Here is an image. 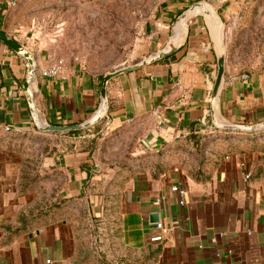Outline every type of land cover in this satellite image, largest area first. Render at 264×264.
I'll return each instance as SVG.
<instances>
[{
  "label": "crops",
  "instance_id": "0c3cea01",
  "mask_svg": "<svg viewBox=\"0 0 264 264\" xmlns=\"http://www.w3.org/2000/svg\"><path fill=\"white\" fill-rule=\"evenodd\" d=\"M194 1L162 0L156 34L167 41L172 21ZM14 10L0 0V31L8 35ZM34 64L31 91L44 120L91 118L101 102L100 76L64 65L49 78L42 72L55 63ZM28 71L27 59L0 43L2 137L36 131L23 90ZM216 72L207 29L193 18L178 53L110 83L101 125L115 139L93 148L70 138L71 146L44 160L40 173L53 177L50 202L38 193L42 186L31 192L23 183L16 150L0 151V264H85L74 219L83 209L109 230L107 257L115 264H264V135L211 127ZM222 107L234 122L264 120V70L226 72ZM175 185L186 189L184 206ZM159 234L164 240L152 242Z\"/></svg>",
  "mask_w": 264,
  "mask_h": 264
},
{
  "label": "rangeland",
  "instance_id": "374dc122",
  "mask_svg": "<svg viewBox=\"0 0 264 264\" xmlns=\"http://www.w3.org/2000/svg\"><path fill=\"white\" fill-rule=\"evenodd\" d=\"M206 1L218 11L225 24L227 73L264 70V0ZM161 2L20 0L11 16L9 36L25 45L34 60L41 58L55 64L61 61L68 66L79 65L101 77L142 61L165 44L166 40L156 34ZM101 123L80 135L69 132L37 133V128L25 136L5 138L0 135V151L16 150L23 159L19 163L25 178L23 183H27L25 186H29L31 192L42 186L38 193L44 194L45 200L50 202L49 190L53 181H48V178L53 177H44L40 173L44 160L59 149L71 146L70 138L75 137L83 147L96 148L101 139L115 137L116 132ZM228 134L258 138L264 135V131L248 135ZM74 219L81 238L82 262L115 264L114 258L107 257L109 251L105 240L109 230L101 222L102 218L93 217L87 209H83L74 214ZM113 235L116 236L117 232Z\"/></svg>",
  "mask_w": 264,
  "mask_h": 264
},
{
  "label": "water",
  "instance_id": "95a60500",
  "mask_svg": "<svg viewBox=\"0 0 264 264\" xmlns=\"http://www.w3.org/2000/svg\"><path fill=\"white\" fill-rule=\"evenodd\" d=\"M196 17H201L203 19L217 63V72L209 100L211 127L221 132L240 134H256L264 131V120L255 123L234 122L229 120L223 113L222 94L227 72V49L224 38L225 24L218 11L209 5L206 0H196L192 2L186 10L176 17L170 26V33L167 41L155 53L134 65L125 66L103 75L100 80V106L91 118L83 123L51 124L47 120H44L40 115V111L31 91V84L36 77V65L34 64L32 54L24 45L10 37L4 31H0V43L7 46L13 52L23 56L28 61L29 71L23 85V90L28 100L34 124L38 131L44 133L83 132L88 131L101 123L106 116L109 105L108 88L110 83L119 76L154 65L155 63L168 59L178 53L188 40L190 20ZM183 23L185 25L184 32L178 34L177 27ZM36 109L40 115L41 121L35 118ZM150 222L152 224L159 223L160 215L158 213L150 214Z\"/></svg>",
  "mask_w": 264,
  "mask_h": 264
},
{
  "label": "built area",
  "instance_id": "2783aa9c",
  "mask_svg": "<svg viewBox=\"0 0 264 264\" xmlns=\"http://www.w3.org/2000/svg\"><path fill=\"white\" fill-rule=\"evenodd\" d=\"M19 1L20 0H3L4 4L8 7V8H16L19 4ZM63 67H64V64L63 62H58L55 66H53L52 68L48 69V70H45L42 72V75L45 76V77H49V78H54V77H58L62 70H63ZM11 128L9 126L6 127V131H10ZM247 178H250L249 175H247ZM171 191L173 193H177L180 197V202H181V205L184 206L185 205V199H186V196H187V192H186V189L178 186V185H175V186H172L171 188ZM165 199V197H162L160 199L157 200V203H161L163 200ZM155 226L157 227V229L159 230H162L163 229V225L162 223H157L155 224ZM164 235L162 234H159L155 237H153L151 239L152 242H162L164 240Z\"/></svg>",
  "mask_w": 264,
  "mask_h": 264
},
{
  "label": "bare ground",
  "instance_id": "6f19581e",
  "mask_svg": "<svg viewBox=\"0 0 264 264\" xmlns=\"http://www.w3.org/2000/svg\"><path fill=\"white\" fill-rule=\"evenodd\" d=\"M184 26H185V25H184V23H183V24H180V25L177 27V33H178V34H181V33L184 32ZM33 61H34V59H33ZM35 111H36V114H35L36 117H35V118L38 119L39 121H41V120H40V116H39L37 110H35Z\"/></svg>",
  "mask_w": 264,
  "mask_h": 264
},
{
  "label": "trees",
  "instance_id": "16d2710c",
  "mask_svg": "<svg viewBox=\"0 0 264 264\" xmlns=\"http://www.w3.org/2000/svg\"><path fill=\"white\" fill-rule=\"evenodd\" d=\"M245 71H242L241 73H244ZM102 76L100 77L101 80ZM72 135H80L82 132H69Z\"/></svg>",
  "mask_w": 264,
  "mask_h": 264
}]
</instances>
